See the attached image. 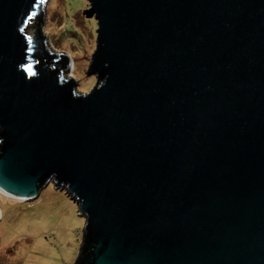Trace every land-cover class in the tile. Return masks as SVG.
Returning <instances> with one entry per match:
<instances>
[{
    "label": "water",
    "instance_id": "1",
    "mask_svg": "<svg viewBox=\"0 0 264 264\" xmlns=\"http://www.w3.org/2000/svg\"><path fill=\"white\" fill-rule=\"evenodd\" d=\"M46 2L0 0V190L65 191L75 264H264V0H89L87 93Z\"/></svg>",
    "mask_w": 264,
    "mask_h": 264
},
{
    "label": "rangeland",
    "instance_id": "2",
    "mask_svg": "<svg viewBox=\"0 0 264 264\" xmlns=\"http://www.w3.org/2000/svg\"><path fill=\"white\" fill-rule=\"evenodd\" d=\"M89 7V0H47L44 6L48 44L71 55V74L81 93L96 84L86 73L98 28L95 17L82 14ZM0 210V264H75L86 221L65 191L50 183L33 201L0 194Z\"/></svg>",
    "mask_w": 264,
    "mask_h": 264
},
{
    "label": "bare ground",
    "instance_id": "3",
    "mask_svg": "<svg viewBox=\"0 0 264 264\" xmlns=\"http://www.w3.org/2000/svg\"><path fill=\"white\" fill-rule=\"evenodd\" d=\"M0 194H2L5 197H8V198H12V199H16V200H21L20 198H15L14 196H9V195L5 194L1 190H0ZM21 201H24V200H21Z\"/></svg>",
    "mask_w": 264,
    "mask_h": 264
},
{
    "label": "trees",
    "instance_id": "4",
    "mask_svg": "<svg viewBox=\"0 0 264 264\" xmlns=\"http://www.w3.org/2000/svg\"><path fill=\"white\" fill-rule=\"evenodd\" d=\"M43 21H44V20L41 21V25H42V26H44V22H43Z\"/></svg>",
    "mask_w": 264,
    "mask_h": 264
}]
</instances>
